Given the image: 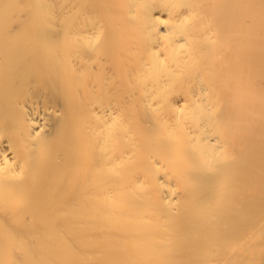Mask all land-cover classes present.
<instances>
[{
  "label": "bare ground",
  "instance_id": "obj_1",
  "mask_svg": "<svg viewBox=\"0 0 264 264\" xmlns=\"http://www.w3.org/2000/svg\"><path fill=\"white\" fill-rule=\"evenodd\" d=\"M0 264H264V0H0Z\"/></svg>",
  "mask_w": 264,
  "mask_h": 264
}]
</instances>
